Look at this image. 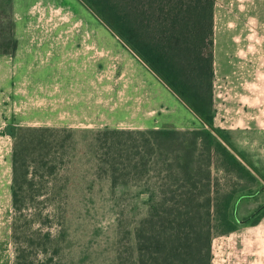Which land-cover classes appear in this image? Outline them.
Masks as SVG:
<instances>
[{
  "label": "rangeland",
  "instance_id": "1",
  "mask_svg": "<svg viewBox=\"0 0 264 264\" xmlns=\"http://www.w3.org/2000/svg\"><path fill=\"white\" fill-rule=\"evenodd\" d=\"M246 2L215 3L214 115L264 176V15H240ZM13 16L18 54H0V264H139L148 191L138 181L113 183L103 131L202 123L81 0H13ZM231 26L237 32L230 34ZM7 64L9 74L24 70L11 92L4 86ZM43 70L51 80L38 75ZM29 125L70 128L72 136H49L53 144L36 150L57 168L51 176L40 168L15 209L8 127ZM263 205L264 190L242 199L238 216L251 223ZM253 235L264 264V215ZM225 240L214 239L213 264H220Z\"/></svg>",
  "mask_w": 264,
  "mask_h": 264
},
{
  "label": "trees",
  "instance_id": "2",
  "mask_svg": "<svg viewBox=\"0 0 264 264\" xmlns=\"http://www.w3.org/2000/svg\"><path fill=\"white\" fill-rule=\"evenodd\" d=\"M81 2L202 123L193 129L103 131L108 143L103 162L113 183L138 181L148 191L149 213L137 231L138 263L213 264L214 239L235 231L242 220L249 222V217L238 216L240 201L264 190V184L258 186L264 176L238 150L230 134L215 124L216 0ZM17 48L13 0H0V54H12ZM8 128L14 140L13 205L21 209L25 183H33L40 168L44 176L53 175L57 168L55 160L36 150L53 144L49 136L58 142L61 135L69 139L72 129ZM33 152L38 157L31 158ZM263 215L251 224L259 223Z\"/></svg>",
  "mask_w": 264,
  "mask_h": 264
},
{
  "label": "crops",
  "instance_id": "3",
  "mask_svg": "<svg viewBox=\"0 0 264 264\" xmlns=\"http://www.w3.org/2000/svg\"><path fill=\"white\" fill-rule=\"evenodd\" d=\"M216 1L226 2L229 0H216ZM244 1H247L246 3H247V7L249 6L248 7L249 9L242 8V7L238 8V9L242 10V12H241V10L239 11L240 15H246V14H244V12L246 13V11H250L249 13H247V15H255V13H258L260 15H264V0H244ZM235 7H239V6L235 5ZM17 54H18V50H17ZM10 62H12V61H10ZM23 67H26V65ZM9 69H10V66H9V64H7L5 66V74L3 75V79H6L4 81L5 88H8L9 89L8 91L11 92L10 88H11V85H12L11 83H12L13 79L15 78V80L19 79L22 81L24 70L21 68L19 73L9 74L8 73ZM43 71H40V73L38 75H40L44 78L46 77V79L49 78V80H51L53 75H51V74L46 75V74H44L45 71L44 72ZM10 92L7 94L9 99H11ZM27 95H28L27 92L23 91V92L19 93L18 97H20L22 99V98H25ZM260 225H261V221L257 224H251L248 222V220H242L239 224V227L235 231L228 233V234H223V235L217 236L215 238V243H216V240L221 241V240L227 239V240H225V242L222 245H220V252H222V254H223V257L220 258L221 259L220 264H227V263L263 264L261 262V260H259V257L257 256L258 250H256V249L253 250L254 244L253 245L251 244V237L254 236L253 234H257L258 228L260 227ZM256 240H259V238L256 237ZM215 243H214V246H215ZM250 251H251V253H250ZM247 253H249V254H247Z\"/></svg>",
  "mask_w": 264,
  "mask_h": 264
},
{
  "label": "bare ground",
  "instance_id": "4",
  "mask_svg": "<svg viewBox=\"0 0 264 264\" xmlns=\"http://www.w3.org/2000/svg\"><path fill=\"white\" fill-rule=\"evenodd\" d=\"M233 28V26H231L229 29H228V32L230 33V34H232V32L234 33V32H237V30H234V29H232ZM237 41H241V38L240 39H236ZM184 110V109H183Z\"/></svg>",
  "mask_w": 264,
  "mask_h": 264
}]
</instances>
